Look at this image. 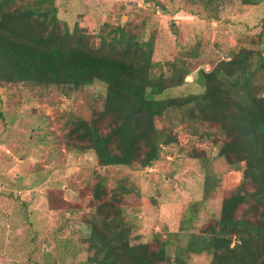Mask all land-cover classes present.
Returning <instances> with one entry per match:
<instances>
[{
    "label": "rangeland",
    "instance_id": "obj_1",
    "mask_svg": "<svg viewBox=\"0 0 264 264\" xmlns=\"http://www.w3.org/2000/svg\"><path fill=\"white\" fill-rule=\"evenodd\" d=\"M32 1V0H26ZM58 16L71 29L113 36L121 26L137 41L154 40L153 71L170 74L189 66L182 84L166 89L159 98L199 94L200 69L211 70L230 53L242 48L264 57V0H57ZM109 36V37H110ZM100 36L92 39L99 45ZM196 53V54H195ZM182 63L183 66L179 64ZM260 80L264 83V72ZM104 82L73 86H30L0 82V264H85L88 235L87 205L98 174L112 186L129 175L136 193L127 198V220L134 242L168 243L174 253L187 243L189 233L207 228L220 215L223 199L238 182L214 148L215 172L223 183L201 206L191 224L183 223L192 202L204 192L205 167L191 157L201 150L205 126L198 131L191 120L174 117L177 141L164 146L162 157L147 167L101 166L96 153L73 147L71 122L89 119L102 109ZM167 122V123H166ZM166 124H171L166 116ZM210 127V126H209ZM211 126L219 142L225 137ZM87 194V195H86ZM191 264H210L206 254H193Z\"/></svg>",
    "mask_w": 264,
    "mask_h": 264
},
{
    "label": "trees",
    "instance_id": "obj_2",
    "mask_svg": "<svg viewBox=\"0 0 264 264\" xmlns=\"http://www.w3.org/2000/svg\"><path fill=\"white\" fill-rule=\"evenodd\" d=\"M56 1L0 0V82L74 88L104 82L102 109L89 119L74 118L69 131L73 147L94 151L101 166L147 167L159 161L164 146L177 141L178 123L169 114L179 116L180 123L189 118L195 130L199 126L194 123L205 126L202 148L191 154L205 167L203 198L192 202L183 223L191 224L222 185L215 159L223 158L238 177L220 215L205 230L190 232L187 243L172 253L168 243L134 242L126 202L137 190L129 175L109 186L107 177L98 174L87 197L92 209L83 238L85 264H191L193 254H206L210 264H264V57L242 48L211 70L200 69L202 93L159 98L182 84L189 66L169 62L170 74L158 75L153 71V39L126 37L121 26L113 36L71 29L59 18ZM96 36L101 37L99 45L92 43ZM213 123L224 141L213 137Z\"/></svg>",
    "mask_w": 264,
    "mask_h": 264
}]
</instances>
